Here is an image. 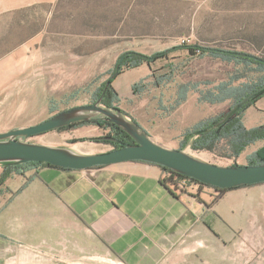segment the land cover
I'll return each mask as SVG.
<instances>
[{"label":"crops","instance_id":"crops-1","mask_svg":"<svg viewBox=\"0 0 264 264\" xmlns=\"http://www.w3.org/2000/svg\"><path fill=\"white\" fill-rule=\"evenodd\" d=\"M66 1L0 0V36L7 44L0 54V133L46 119L42 64L62 63L54 52L64 33L58 5ZM57 9L48 28L31 24ZM78 20L69 22L67 35L79 33ZM94 28L110 29L87 26ZM257 119L255 126L243 121L244 128L262 125ZM131 169L154 178V187L143 188ZM161 179L158 167L137 162L11 176L0 187V264H245L243 246L252 251L247 259L264 260V184L214 201L210 192L173 197ZM131 182L135 186L126 187Z\"/></svg>","mask_w":264,"mask_h":264},{"label":"rangeland","instance_id":"rangeland-1","mask_svg":"<svg viewBox=\"0 0 264 264\" xmlns=\"http://www.w3.org/2000/svg\"><path fill=\"white\" fill-rule=\"evenodd\" d=\"M59 7L63 8L64 33L56 37L61 45L57 44L54 56L62 63L42 64L48 99L46 119L61 111L93 104L96 91L110 81L115 65L122 62L126 53L158 55L150 65L123 68L111 80L117 94L115 107L137 123L154 143L179 150L186 131L233 106L231 100L209 104L204 101L206 93L221 85L253 86L264 77L255 65L224 61L207 53L191 55L181 47L185 41L188 46L245 54L264 62V0H68ZM57 12L58 9L51 15L43 13L37 20L30 19L31 24L40 28L48 24V28L57 20ZM77 19L79 33L67 35L69 22ZM88 24L110 29L87 30ZM5 38L0 36V54L7 48ZM257 118L264 121V96L243 114L242 124L246 121L248 126H255ZM108 136V130L94 124H78L28 142L66 148L78 154H97L113 150L111 144L101 140ZM263 144L249 146L236 159L230 158L226 141L220 142L213 152L193 151L190 147L183 152L220 167L246 166L249 156L260 151ZM30 169L24 168L18 176ZM129 172L134 174L133 180L140 177L143 188L154 187V178L145 177L141 169ZM132 184L135 186L131 182L126 187ZM249 249L243 246L240 253L253 257ZM259 253L264 255V248ZM247 257L245 264H255L256 260ZM256 264H264V260Z\"/></svg>","mask_w":264,"mask_h":264},{"label":"water","instance_id":"water-1","mask_svg":"<svg viewBox=\"0 0 264 264\" xmlns=\"http://www.w3.org/2000/svg\"><path fill=\"white\" fill-rule=\"evenodd\" d=\"M238 56L250 60L255 59L245 54H238ZM262 91H264V85L236 104L217 126L227 122ZM96 116H103L106 121L120 128L133 140L134 145L122 144L120 149L105 153L78 154L66 148L28 142L31 138L72 124L91 121ZM128 162H142L163 167L178 175L220 190L264 184V164L220 167L201 161L183 151L164 148L154 143L137 123L130 121L119 112L105 108L100 104V100L91 105L61 111L34 126L0 133V164L10 163L18 166L28 163H47L60 169L80 172Z\"/></svg>","mask_w":264,"mask_h":264},{"label":"trees","instance_id":"trees-1","mask_svg":"<svg viewBox=\"0 0 264 264\" xmlns=\"http://www.w3.org/2000/svg\"><path fill=\"white\" fill-rule=\"evenodd\" d=\"M181 47L187 49L188 53H190L191 55H195L197 52L200 55L207 53L214 58H219L224 61H240L245 62L246 65H255L264 73V62L259 59L250 60L246 58H241L238 56V54L234 52L204 49L199 46H188L183 44ZM157 56L158 55L148 57L136 52L126 53L123 57L122 62H120V64H118L117 62V65H115V70L111 73L112 77L110 81L104 82L96 91L94 95L93 104L96 101L100 100V104L105 108L112 110L113 112H119L126 117L123 111L115 107V103L117 101V94L111 86V80H113V78L118 77L121 74V70L123 68L132 70L142 66L143 64L150 65L151 61L153 59H156ZM263 85L264 77L259 80L258 84H255L253 86L231 88L227 85H221L213 92L209 91L208 93H206L204 95V101L209 104H217L223 102L224 100H231L233 102V106L229 108L225 113L211 118L199 124L197 127L186 131L182 137L179 151H183L184 148L190 147L193 151L213 152L220 142L226 141L230 152V158L236 159L249 146L254 145L258 142H264V124L251 129H245L242 124L243 114L256 102H258V100L262 96H264V91H262L254 98H252L248 103H246L227 122H225L221 126H217L218 123H220L225 118V116L236 104L241 102L245 97H247L249 94L253 93L255 90H257ZM50 110L52 111L51 107ZM78 124H94L99 129L108 130V139L114 140L113 142L108 143L113 146L114 150L120 149L122 147V144L134 145L133 140L126 133H124L120 128L106 121L103 116H96L91 121L72 124L68 127L58 129L57 131L61 132L69 130L74 128ZM247 160V166H257L260 164H264V144L260 151L249 156ZM0 165L2 166V172L0 175V187L3 186L6 180L9 179L11 176L21 174L24 168L26 167H28V169H30V167H35L42 169L50 168L55 170L68 171L53 167L47 163H28L18 166H14L10 163H3ZM156 167H158L162 172L160 186L167 190L173 197L174 195H182L187 191H194L197 195L201 192L213 191L214 193L212 194V198L214 199V201H216L217 199L221 198L224 194L231 191L209 187L193 179L178 175L163 167ZM231 167H236V165Z\"/></svg>","mask_w":264,"mask_h":264},{"label":"flooded vegetation","instance_id":"flooded-vegetation-1","mask_svg":"<svg viewBox=\"0 0 264 264\" xmlns=\"http://www.w3.org/2000/svg\"><path fill=\"white\" fill-rule=\"evenodd\" d=\"M105 142H112L111 139L110 140H105ZM114 150V149H113Z\"/></svg>","mask_w":264,"mask_h":264},{"label":"bare ground","instance_id":"bare-ground-1","mask_svg":"<svg viewBox=\"0 0 264 264\" xmlns=\"http://www.w3.org/2000/svg\"><path fill=\"white\" fill-rule=\"evenodd\" d=\"M88 150V152H90L92 149L91 148H89V149H87Z\"/></svg>","mask_w":264,"mask_h":264},{"label":"built area","instance_id":"built-area-1","mask_svg":"<svg viewBox=\"0 0 264 264\" xmlns=\"http://www.w3.org/2000/svg\"><path fill=\"white\" fill-rule=\"evenodd\" d=\"M182 44H185V41H182ZM174 193V192H173Z\"/></svg>","mask_w":264,"mask_h":264}]
</instances>
